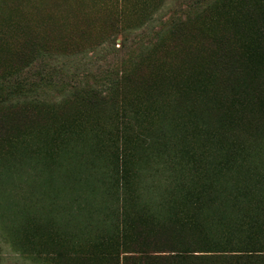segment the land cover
I'll return each instance as SVG.
<instances>
[{
    "label": "trees",
    "instance_id": "16d2710c",
    "mask_svg": "<svg viewBox=\"0 0 264 264\" xmlns=\"http://www.w3.org/2000/svg\"><path fill=\"white\" fill-rule=\"evenodd\" d=\"M165 3L0 0V180L14 181L27 158L119 157L127 166L130 157L165 158L171 199L192 208L97 260L77 254L88 246L80 244L40 245L39 256L57 264H264V0H187L158 15ZM106 43L120 56L101 81L64 82L61 98L45 97L42 90L59 86L52 63L65 59L57 57ZM9 188L0 186V219L17 230L22 208ZM2 256L0 245V264Z\"/></svg>",
    "mask_w": 264,
    "mask_h": 264
},
{
    "label": "rangeland",
    "instance_id": "374dc122",
    "mask_svg": "<svg viewBox=\"0 0 264 264\" xmlns=\"http://www.w3.org/2000/svg\"><path fill=\"white\" fill-rule=\"evenodd\" d=\"M185 1L166 0L164 8L157 13L167 14ZM119 56L113 46L106 43L88 55L57 57L65 59L63 63H52L59 70L56 77L59 86L42 90V93L50 101L54 96L61 98L60 91L70 87L69 83L101 81L102 71ZM90 72L96 75L85 77ZM94 116L93 129L99 124L97 112ZM104 146L101 140V147ZM130 158L128 166L123 165L119 157L103 156L54 157L49 163L27 158L30 165L18 163L14 181L8 184L12 179L9 176L6 183L0 180V186H10L9 191L22 208L15 224L17 230L0 219L1 264H57L52 257H45V253L39 256L40 245H49L50 250L55 247L66 250L72 244L88 245L75 247L80 252L77 254H88L87 257L97 260L104 250L132 249L149 226L161 225L162 228L178 222L179 218L186 219L191 205L184 199H171L168 188L172 163L165 158ZM89 184L95 188H86ZM82 195L87 196L86 202ZM6 197L8 195L4 199ZM77 197L81 200L79 204ZM6 223L10 222L6 219ZM14 242L19 244L18 249ZM124 254L126 252L120 255L121 259Z\"/></svg>",
    "mask_w": 264,
    "mask_h": 264
}]
</instances>
